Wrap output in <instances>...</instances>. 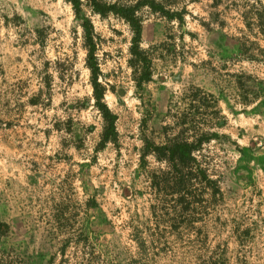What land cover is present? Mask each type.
I'll use <instances>...</instances> for the list:
<instances>
[{
    "label": "rangeland",
    "instance_id": "1",
    "mask_svg": "<svg viewBox=\"0 0 264 264\" xmlns=\"http://www.w3.org/2000/svg\"><path fill=\"white\" fill-rule=\"evenodd\" d=\"M185 2L182 25L139 11L152 71L139 88L128 24L83 0L116 114L117 143L101 147L71 3L0 0V264H264V0ZM197 87L219 112L203 153L222 195L206 190L183 219L179 194L153 187L165 164L141 167L139 152L144 134L159 143L173 116H192Z\"/></svg>",
    "mask_w": 264,
    "mask_h": 264
},
{
    "label": "trees",
    "instance_id": "2",
    "mask_svg": "<svg viewBox=\"0 0 264 264\" xmlns=\"http://www.w3.org/2000/svg\"><path fill=\"white\" fill-rule=\"evenodd\" d=\"M73 8L75 18L83 30L84 46L87 54L85 64L90 73V84L92 87L95 106L100 110L104 126L101 134V147L108 142L117 143L116 114H114L103 101L105 87L99 81L100 68L95 56L97 46L93 25L89 18L83 14V0H68ZM93 12L101 17L113 14L122 18L131 31V39L128 47L130 58L128 63L132 68L136 86L142 87L143 83L150 80L151 56L147 50L141 47L142 42V21L139 11L148 7L152 12L160 13L167 20H176L180 25L184 23V14L187 12V2L194 0H85ZM183 1L184 4L179 6ZM188 91V90H187ZM187 93V92H186ZM184 99L192 107L193 114H180L173 116V125L162 127L163 140L159 143L151 140L147 135L142 136V146L139 152V166L147 165V156L152 154L156 160L163 162L166 169L159 174H152L153 187L159 191L170 190L179 194L178 202L181 206L183 219L189 213L198 214L197 206L204 202L202 199L206 190L215 200L222 195L219 187V180L210 177V166L205 160L203 153L204 144L218 137V133L211 130L214 121L213 115L218 114L216 100L213 96L201 90L192 88ZM216 116V115H215ZM217 117V116H216ZM145 122V120H143ZM220 123V122H219ZM93 200L88 201L92 205ZM205 208V207H201ZM198 220L193 216V221ZM199 234L203 233L200 229ZM250 233L249 229L244 230V235ZM205 237V236H204ZM201 248L204 249L206 241L198 238ZM200 264H224L223 261H216L208 256Z\"/></svg>",
    "mask_w": 264,
    "mask_h": 264
}]
</instances>
